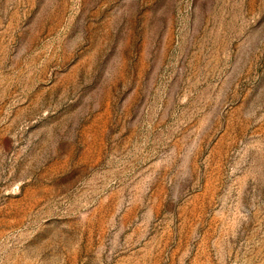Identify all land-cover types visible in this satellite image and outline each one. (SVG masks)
Wrapping results in <instances>:
<instances>
[{"label":"rangeland","instance_id":"1","mask_svg":"<svg viewBox=\"0 0 264 264\" xmlns=\"http://www.w3.org/2000/svg\"><path fill=\"white\" fill-rule=\"evenodd\" d=\"M0 264H264V0H0Z\"/></svg>","mask_w":264,"mask_h":264}]
</instances>
